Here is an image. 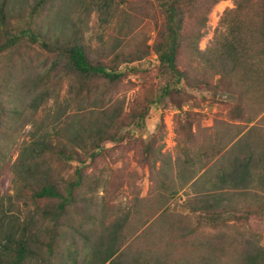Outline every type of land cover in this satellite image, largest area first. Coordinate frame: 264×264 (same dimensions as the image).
Returning a JSON list of instances; mask_svg holds the SVG:
<instances>
[{
    "label": "rangeland",
    "instance_id": "obj_1",
    "mask_svg": "<svg viewBox=\"0 0 264 264\" xmlns=\"http://www.w3.org/2000/svg\"><path fill=\"white\" fill-rule=\"evenodd\" d=\"M32 2L27 0V9ZM208 6L202 13L193 15L192 11L186 18L185 32L194 36L201 29L203 36L198 41V52L188 44L183 46L179 61L182 70L196 75L197 80L207 79L208 85L190 87L182 81V92L175 95V99L165 98L164 102L150 106V100H156L161 88L171 81L169 75L162 74L158 56L152 48L163 22L156 3L151 5L145 0H48L39 25L53 47L56 40L62 42L74 37L76 29L91 56H102L106 62L113 52L122 48L143 50L144 42L149 47L148 54L142 59L121 63L118 70L123 72V77L108 88L88 86L74 93L78 81L61 66H55L53 53H48L37 43L0 54V77L5 82V89L0 92L3 105L0 118V242L12 225L24 223L39 206L45 205V202L34 201L27 190H20L22 184L17 173L32 165V169L38 167L44 172L50 171L64 182L75 178L78 166L82 170L86 166V179L99 182L96 191L87 195L94 198V205L87 213L89 219L73 208L69 210L64 222V238L68 240L59 244L54 264H87L94 245L93 242L84 244V236L90 235V230L96 228L101 218H105V225L118 220L130 209L135 198L152 201L157 194L159 174L166 178L171 189L177 190L174 195L169 194L166 203L172 217L196 235L230 237L237 232H246L256 235L264 245V210L247 219L236 218L242 216L240 211L221 212L218 209L216 215L208 216L199 209L192 211L191 205L200 198L209 201L211 195L218 197L219 190L206 191L199 183L192 185L194 180L181 187V178L193 168L183 167L186 156L192 160L199 155L196 169L203 158L215 160L218 148H223L238 134V138L246 136L255 151H261L255 144L264 141L262 100L256 102L252 96L250 99L244 97L245 103L238 104L240 96L224 87L219 74L209 71L203 59L210 55L214 43L228 32V24L223 20L225 13L236 7L235 0H218L207 11ZM27 9L23 0H13V5L8 6L13 17L27 13ZM204 71L209 72L205 74ZM236 105L242 106L240 117L232 113ZM146 106H149V112L143 127L129 122L131 113L142 112ZM121 109V116L115 119ZM185 120L192 122L190 144L179 135V123ZM98 123L99 127L108 129L114 139L101 143V155L92 163L87 159L85 165L74 160H60L55 155H41L37 151L41 141L69 142L77 133L86 138V128L91 129ZM145 141L154 143L161 152L162 159L158 160L154 173L142 161ZM251 192L261 194L262 191H223V196L232 202L239 199L240 207H243L241 198L252 197ZM81 196L82 190L77 191L79 201ZM79 227L86 234L73 229ZM69 243H74L77 252L66 260ZM235 253L234 247H224L216 253V263L235 264L232 259Z\"/></svg>",
    "mask_w": 264,
    "mask_h": 264
},
{
    "label": "trees",
    "instance_id": "obj_2",
    "mask_svg": "<svg viewBox=\"0 0 264 264\" xmlns=\"http://www.w3.org/2000/svg\"><path fill=\"white\" fill-rule=\"evenodd\" d=\"M145 1L151 5L156 3L163 17L152 48L158 56L162 74L169 75L171 79L161 88L159 97L150 100V106L164 102L165 98L175 99V95L182 92V81H186L190 87L208 83L207 79L197 80L196 75L182 70L179 61L183 46L188 44L198 52V41L203 36L201 29L194 36L185 32L186 18L192 11L193 15L202 13L206 5H209L206 10H210V5L218 0ZM25 3L27 0H23L27 9ZM235 3L236 7L228 10L223 20L228 24V32L214 43L210 55L203 59L209 71L219 74L220 83L240 96L238 104L245 103L244 97L250 99L252 96L256 102L262 100L261 111L264 112V0H235ZM9 5H13V0H0V54L37 43L48 53H53L55 66H61L78 81L74 93L88 86L99 88L102 85L108 88L117 84L123 77V72L118 70L121 63L139 60L148 54L149 47L144 42L143 50L136 48L134 51H126L122 48L113 52L106 62L102 56H91L89 47L77 34V29L74 37L62 42L56 40L53 47L39 25L48 0H33L27 13L14 17L8 10ZM4 83L0 77V92L5 89ZM149 106L142 112L131 113L129 122L136 127H143ZM121 112L122 109L117 111L115 119L121 116ZM2 113L3 105L0 103V118ZM232 113L236 117L242 116V106H234ZM99 126L98 123V126L91 129L86 128V138L77 133L75 139L69 142L58 141L53 144L41 141L37 151L41 155H55L60 160H74L85 165L87 159L92 163L101 155V143L114 139L107 128L105 130ZM179 135L185 142H192L191 121L179 123ZM238 135L231 138L223 148H218L215 160L203 158L196 169L194 166L200 159L199 155L192 160L187 156L184 159L183 167L193 168H190L188 175L181 176V187L194 180L192 185L199 183L200 188L206 191L219 190L220 194L218 197L211 195L209 201L200 198L191 205L192 211L199 209L208 216L216 215L217 209L221 212L240 211L242 216L237 215L236 218L247 219L251 214L264 210V141L260 145L255 144L261 149L255 151L256 148L245 139L246 136L238 138ZM232 141V146L227 148ZM160 154V149H156L154 143L144 142L142 161L152 173L155 172L158 160L162 159ZM31 167L29 165L17 173L22 184L20 190H27L34 201L45 202V205L39 206L24 223L17 222L5 233L0 242V264H54L59 244L68 240L64 238V222L69 210L73 208L89 219L88 210L94 205L93 196L91 198L87 195L96 191L99 182L86 179V166L83 170L78 166L75 178L65 182L50 171ZM214 169L215 172L212 171ZM158 177L157 194L152 201L135 198L130 209L118 220L105 225V218H101L95 226L97 229L90 230V235L81 227L73 228L86 234L84 244L93 242L94 248L87 264H217L216 253L227 246L236 249L232 258L235 264H264V245L252 233L237 232V235L230 237L218 234L196 235L191 228L175 220L166 203L170 199L169 194L172 196L177 190L171 189L164 176L159 174ZM248 189L262 192H251L252 197L241 198L244 201L243 207H240L239 199L232 202L223 196V191ZM81 190L79 201L77 191ZM94 235L93 240L91 236ZM67 249L66 260L77 252L74 243H69Z\"/></svg>",
    "mask_w": 264,
    "mask_h": 264
}]
</instances>
